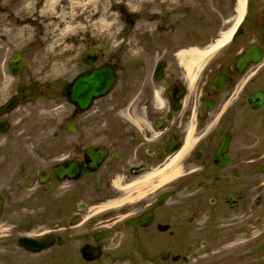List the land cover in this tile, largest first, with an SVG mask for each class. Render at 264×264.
<instances>
[{
    "label": "flooded vegetation",
    "instance_id": "1",
    "mask_svg": "<svg viewBox=\"0 0 264 264\" xmlns=\"http://www.w3.org/2000/svg\"><path fill=\"white\" fill-rule=\"evenodd\" d=\"M240 4L223 3L202 31L189 10L171 26L157 20L155 47L79 42L59 79L57 126L24 143L30 130L15 126L32 103L18 89L44 92L10 75L14 52L0 57V109L16 100L0 114L1 217H28L0 224V264H189L228 229L240 237L234 257L264 263V0H246L232 32ZM124 15L134 27L136 14ZM0 19L14 20L11 0H0ZM100 68L113 86L85 110L68 102L72 81ZM23 236L45 246L28 250ZM84 248L100 256L84 260Z\"/></svg>",
    "mask_w": 264,
    "mask_h": 264
},
{
    "label": "rangeland",
    "instance_id": "2",
    "mask_svg": "<svg viewBox=\"0 0 264 264\" xmlns=\"http://www.w3.org/2000/svg\"><path fill=\"white\" fill-rule=\"evenodd\" d=\"M11 1L14 20L7 23L0 19V45L3 47V50H0V57L5 60L11 52L22 53L26 69L18 77V83H36L44 92L34 103L19 109L22 115H25V119L15 127L30 130L20 138L19 142L22 143L27 142V134H30L31 130L57 126L56 121L60 114L57 93L59 79L63 73L68 74L73 70L70 64L73 62L75 50L79 48V42H83V47L90 43L101 48L155 47L162 38L153 31L157 20L160 19L171 26L180 17V12L189 10L196 16V26L198 25L202 31L205 19L208 22L214 17V21L219 22L218 8L223 6V3L232 2V0H71V2L63 0L54 1L52 8L49 9L48 0ZM51 9L53 11H50ZM122 12L136 14L137 21L134 27L126 21V15ZM100 18L102 23L99 22ZM23 26L29 28L22 33L18 30ZM167 38H172V35H164L162 40ZM3 78L5 79V76ZM21 113L18 114L21 116ZM260 178L264 180L263 177ZM8 210L0 219L3 228L10 227V224L26 225L28 217L25 212L9 215ZM4 231L6 232L2 233H9L7 230ZM11 231L15 238L23 232L22 227ZM212 238L213 242L205 240L202 242L203 246L196 247L193 255L197 260L189 264H264L253 261L241 262L234 257L236 241L240 239L234 229L215 232ZM67 264H82V261L79 258H68Z\"/></svg>",
    "mask_w": 264,
    "mask_h": 264
},
{
    "label": "water",
    "instance_id": "3",
    "mask_svg": "<svg viewBox=\"0 0 264 264\" xmlns=\"http://www.w3.org/2000/svg\"><path fill=\"white\" fill-rule=\"evenodd\" d=\"M12 61L14 63H16L15 65L10 67V71L12 74H16L20 71L23 70V65L20 61V56L18 54H16L14 56V58L12 59ZM99 73L94 72L93 74H91L90 77H83L82 79H76L73 84L70 87V97H68L69 101H71L74 104L79 105L81 108H87V106L90 104L91 100L101 94L104 89L106 88L105 85H109L110 83L112 84L113 79L109 78L108 82L104 83L105 85L100 83V79H99ZM19 93L20 95H26L27 99L26 101H33L35 100V98L37 97V91L35 88H29L28 90L24 91L21 88L19 89ZM11 107H6L5 109L8 110ZM26 246V248L31 249V250H35V247L32 246V244L34 243L31 240H27L24 239L23 240ZM23 243V244H24ZM96 255H93L89 252L86 253V257L89 259L94 258Z\"/></svg>",
    "mask_w": 264,
    "mask_h": 264
},
{
    "label": "bare ground",
    "instance_id": "4",
    "mask_svg": "<svg viewBox=\"0 0 264 264\" xmlns=\"http://www.w3.org/2000/svg\"><path fill=\"white\" fill-rule=\"evenodd\" d=\"M54 1H57V2H62L63 0H48V6H49V9L50 8H52V3L54 2ZM242 1V0H241ZM70 2H71V0H70ZM94 3V2H93ZM240 7V8H239ZM242 7H243V4H240V6H238V8H237V10H242ZM50 11H53V9H51ZM241 12V11H240ZM99 22H101L102 23V19L100 18L99 19ZM24 25H27V24H24ZM29 27L28 26H23V27H21V28H19V30L18 31H20V32H26L27 31V29H28ZM197 51V50H196ZM195 53H197L198 55H202V53L200 54L199 53V51H197V52H195ZM195 62V61H194ZM192 64H194V63H192ZM60 68H58V70H59ZM170 170H173L172 168H169Z\"/></svg>",
    "mask_w": 264,
    "mask_h": 264
}]
</instances>
